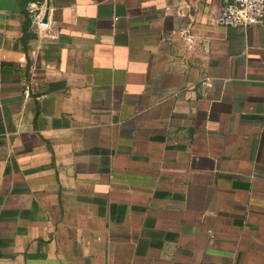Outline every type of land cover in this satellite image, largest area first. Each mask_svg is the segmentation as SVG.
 <instances>
[{
	"label": "crops",
	"instance_id": "crops-1",
	"mask_svg": "<svg viewBox=\"0 0 264 264\" xmlns=\"http://www.w3.org/2000/svg\"><path fill=\"white\" fill-rule=\"evenodd\" d=\"M31 1L0 0V264H264V24Z\"/></svg>",
	"mask_w": 264,
	"mask_h": 264
},
{
	"label": "built area",
	"instance_id": "built-area-1",
	"mask_svg": "<svg viewBox=\"0 0 264 264\" xmlns=\"http://www.w3.org/2000/svg\"><path fill=\"white\" fill-rule=\"evenodd\" d=\"M30 10L38 26L49 28L51 22L44 20V12L36 1L30 2ZM217 22L223 25L249 26L264 24V0H225L217 17ZM56 32L51 33L55 38ZM205 83L212 85V80L207 77Z\"/></svg>",
	"mask_w": 264,
	"mask_h": 264
},
{
	"label": "water",
	"instance_id": "water-1",
	"mask_svg": "<svg viewBox=\"0 0 264 264\" xmlns=\"http://www.w3.org/2000/svg\"><path fill=\"white\" fill-rule=\"evenodd\" d=\"M50 4H51V0H46V10L44 14V20H47L48 18Z\"/></svg>",
	"mask_w": 264,
	"mask_h": 264
}]
</instances>
